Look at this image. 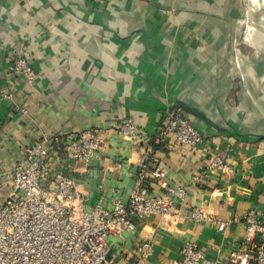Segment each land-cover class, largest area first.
<instances>
[{"label":"crops","instance_id":"crops-1","mask_svg":"<svg viewBox=\"0 0 264 264\" xmlns=\"http://www.w3.org/2000/svg\"><path fill=\"white\" fill-rule=\"evenodd\" d=\"M20 49L37 70L33 83L8 69ZM2 95L11 101H0V198L27 146L58 133L67 143L92 127L102 144L87 165L63 149L48 163L75 179L85 205L125 202L149 155L171 188L184 189L174 219L152 216L108 240L125 264H174L186 242L214 264H232L244 213L264 210V0H0ZM168 103L199 131L228 136L225 170H208L201 146L179 148L171 135L157 142ZM122 118L144 137L118 134ZM194 209L207 219L192 220ZM218 219L230 221L223 233ZM145 240L150 252L140 259Z\"/></svg>","mask_w":264,"mask_h":264},{"label":"built area","instance_id":"built-area-1","mask_svg":"<svg viewBox=\"0 0 264 264\" xmlns=\"http://www.w3.org/2000/svg\"><path fill=\"white\" fill-rule=\"evenodd\" d=\"M31 56L15 51L8 69L33 83L37 70ZM0 101H11L2 95ZM157 142L168 135L179 147L201 146L209 155L207 169L225 170L230 156L231 140L225 135L199 131L181 106L168 103L160 112ZM114 130L127 139L140 140L145 133L131 118H122ZM236 137V136H235ZM156 142V139H155ZM102 131L97 127L72 134L66 143L62 134L43 135L24 149L15 162L8 193L0 198V264H125L119 247L109 252L108 240L120 238L122 232L134 231L138 224L152 216L176 217L175 199L183 200L182 187L171 188L163 180L162 165L149 155L134 170V186L125 202L112 201L110 208L100 203L85 205L76 190L75 179L60 171H49L52 157L59 159L63 149L75 162L87 165L100 149ZM160 185V194L151 186ZM194 221L206 220L199 210L189 211ZM241 245L231 250L232 264H264V210L249 209L242 217ZM229 220H216V231L223 233ZM136 252L143 259L150 252V242H141ZM174 264H214L193 243L186 242Z\"/></svg>","mask_w":264,"mask_h":264},{"label":"water","instance_id":"water-1","mask_svg":"<svg viewBox=\"0 0 264 264\" xmlns=\"http://www.w3.org/2000/svg\"><path fill=\"white\" fill-rule=\"evenodd\" d=\"M109 257H110V251L108 252L107 259H109Z\"/></svg>","mask_w":264,"mask_h":264}]
</instances>
